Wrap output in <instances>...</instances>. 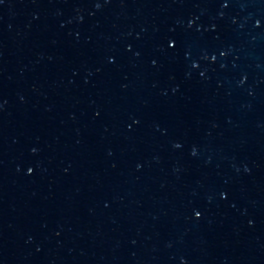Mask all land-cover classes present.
<instances>
[{
  "label": "water",
  "instance_id": "water-1",
  "mask_svg": "<svg viewBox=\"0 0 264 264\" xmlns=\"http://www.w3.org/2000/svg\"><path fill=\"white\" fill-rule=\"evenodd\" d=\"M0 264H264V0H0Z\"/></svg>",
  "mask_w": 264,
  "mask_h": 264
}]
</instances>
